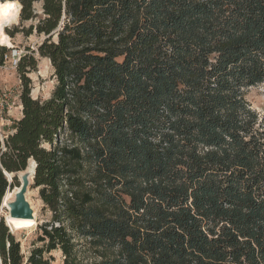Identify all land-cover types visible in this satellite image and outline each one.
Listing matches in <instances>:
<instances>
[{
    "label": "trees",
    "instance_id": "16d2710c",
    "mask_svg": "<svg viewBox=\"0 0 264 264\" xmlns=\"http://www.w3.org/2000/svg\"><path fill=\"white\" fill-rule=\"evenodd\" d=\"M17 1L5 30L45 37L56 83L34 98L35 50L18 60L0 207L35 161L52 218L28 256L2 218V264H84L81 239L94 264H264V112L246 98L264 83V0Z\"/></svg>",
    "mask_w": 264,
    "mask_h": 264
},
{
    "label": "rangeland",
    "instance_id": "374dc122",
    "mask_svg": "<svg viewBox=\"0 0 264 264\" xmlns=\"http://www.w3.org/2000/svg\"><path fill=\"white\" fill-rule=\"evenodd\" d=\"M35 7L40 11L41 2H37ZM20 17L16 23H11L7 28L12 29L14 26L20 24ZM31 22H26L25 25L29 26ZM7 33V32H6ZM12 43L8 47L10 49L9 57L5 64L0 67V142L3 144L6 137L14 132L15 123L22 116V103L20 100V94L22 91L20 76L17 71V62L22 55L28 53L30 50H35L36 57L38 59V68L36 71L29 73L32 79V96L34 98H47L49 97L55 87V78L53 76V67L48 58L42 57L38 52L39 44L44 40V36H38L36 33L25 36L22 33L15 34L11 37L8 33ZM246 98L251 103L252 107L258 112H264V83L256 86H252L246 89ZM21 172L20 175H22ZM18 177V176H17ZM19 180V178H18ZM16 187L7 189L3 199L2 205H7L10 201L15 199V196L5 202V197L9 190L14 193ZM28 201L32 203L36 209L38 225L32 229H23L15 231V237L21 242V249L24 255L28 256L31 250L42 245V242L38 241V237L41 234L38 226L48 222L52 218V212L44 203L41 194L40 187L34 186V180L27 192ZM0 211L3 214L7 213V208H1ZM82 243L79 248L80 259L84 261V264H94L95 255L94 251L89 248L84 239H81ZM52 255L54 257L53 264H64V256L61 250H53L47 253V256Z\"/></svg>",
    "mask_w": 264,
    "mask_h": 264
},
{
    "label": "water",
    "instance_id": "95a60500",
    "mask_svg": "<svg viewBox=\"0 0 264 264\" xmlns=\"http://www.w3.org/2000/svg\"><path fill=\"white\" fill-rule=\"evenodd\" d=\"M8 26H9L8 24H5L3 26V30L5 32H6L5 29ZM36 165L37 164L35 161H29L28 167L24 171H19L17 173V176L20 181V185L18 186L19 188H18V191L16 192L15 199L10 201L7 205L4 204L0 207V209L6 207L8 210L6 214H3V212L0 211V221L2 220V218H4L6 224L8 225V227L10 228L12 232L14 231L12 229V226L9 223V219L11 218H26V219L34 218L33 208L31 207V203L27 199V192L31 185L32 180H34L35 178ZM21 172H23L22 175H20ZM5 174L8 177L9 181L12 182L15 174H12L11 176H9L7 172H5ZM0 264H2L1 257H0Z\"/></svg>",
    "mask_w": 264,
    "mask_h": 264
},
{
    "label": "bare ground",
    "instance_id": "6f19581e",
    "mask_svg": "<svg viewBox=\"0 0 264 264\" xmlns=\"http://www.w3.org/2000/svg\"><path fill=\"white\" fill-rule=\"evenodd\" d=\"M21 4L17 0H5L0 1V44L11 46L12 43L10 41L9 36L3 30V26L5 24L16 23L18 21ZM9 176L12 174L7 173ZM19 187H16L14 193L10 190L5 197V202L10 198L16 195ZM27 199H29L27 197ZM30 201V200H29ZM31 202V201H30ZM31 207L33 208L34 218L26 219V218H11L9 219V223L12 226L13 231H20L23 229H32L38 225L37 213L34 205L31 203Z\"/></svg>",
    "mask_w": 264,
    "mask_h": 264
}]
</instances>
